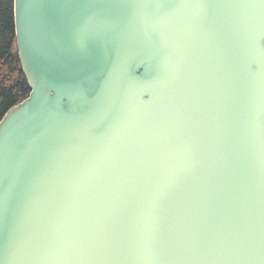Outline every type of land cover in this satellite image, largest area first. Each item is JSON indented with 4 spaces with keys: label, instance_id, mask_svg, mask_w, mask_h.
<instances>
[{
    "label": "water",
    "instance_id": "water-1",
    "mask_svg": "<svg viewBox=\"0 0 264 264\" xmlns=\"http://www.w3.org/2000/svg\"><path fill=\"white\" fill-rule=\"evenodd\" d=\"M13 16L0 264H264V0Z\"/></svg>",
    "mask_w": 264,
    "mask_h": 264
},
{
    "label": "trees",
    "instance_id": "trees-1",
    "mask_svg": "<svg viewBox=\"0 0 264 264\" xmlns=\"http://www.w3.org/2000/svg\"><path fill=\"white\" fill-rule=\"evenodd\" d=\"M28 93L15 46L13 0H0V119Z\"/></svg>",
    "mask_w": 264,
    "mask_h": 264
}]
</instances>
